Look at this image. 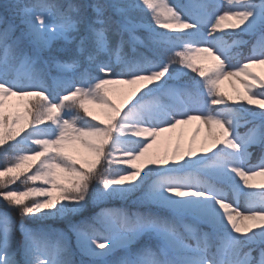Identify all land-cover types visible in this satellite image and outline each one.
<instances>
[{
    "label": "snow or ice",
    "instance_id": "obj_1",
    "mask_svg": "<svg viewBox=\"0 0 264 264\" xmlns=\"http://www.w3.org/2000/svg\"><path fill=\"white\" fill-rule=\"evenodd\" d=\"M253 67L264 0H8L0 264H264ZM193 122L186 145L150 152ZM133 196L135 211L104 206Z\"/></svg>",
    "mask_w": 264,
    "mask_h": 264
},
{
    "label": "rangeland",
    "instance_id": "obj_2",
    "mask_svg": "<svg viewBox=\"0 0 264 264\" xmlns=\"http://www.w3.org/2000/svg\"><path fill=\"white\" fill-rule=\"evenodd\" d=\"M171 2L173 4L175 3H179V2H183L182 0H171ZM252 72L256 73V74H264V69L260 68V67H253L251 69ZM237 88H240L239 84L235 85ZM115 87H126V86H115ZM221 88L223 91H225L226 93L229 94H233L232 89H233V83L230 81H224L221 84ZM241 91H243L242 88H240ZM97 113H99V110H96ZM198 122H193L192 124L189 125H182L179 128L171 131V132H167V133H162L159 137H157L156 142L153 144L152 149H150V152H156L159 151L161 153H163L166 150H170L171 147L174 146L175 141L180 138L183 137V143L186 145L188 143V141L190 140L191 136L193 135L196 127H197ZM205 135V132L202 130L201 132V137H198V140L200 138H202ZM133 197L129 198L133 199ZM117 201H125V200H117ZM27 223L30 224V226H34V224L30 221H26Z\"/></svg>",
    "mask_w": 264,
    "mask_h": 264
},
{
    "label": "trees",
    "instance_id": "obj_3",
    "mask_svg": "<svg viewBox=\"0 0 264 264\" xmlns=\"http://www.w3.org/2000/svg\"><path fill=\"white\" fill-rule=\"evenodd\" d=\"M7 3H8V0H0V15L5 14V6L7 5ZM257 180H259V178H257ZM13 187H22V186L19 185L18 183L17 185H14ZM134 200H135V196L133 199L125 200V201L113 200V201L107 202L106 205L104 206L108 208H112V209H117V210L123 209L127 211H135L137 209V205L134 203ZM5 211H7L5 205L2 202H0V212H5ZM10 214L18 225L20 223V217L18 213H16L15 211H12ZM49 223H52L54 227H63V224L61 222H49ZM71 243L73 244V246L75 245L74 237L72 238Z\"/></svg>",
    "mask_w": 264,
    "mask_h": 264
}]
</instances>
